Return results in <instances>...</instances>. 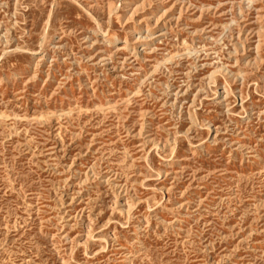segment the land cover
I'll use <instances>...</instances> for the list:
<instances>
[{"label":"rangeland","instance_id":"374dc122","mask_svg":"<svg viewBox=\"0 0 264 264\" xmlns=\"http://www.w3.org/2000/svg\"><path fill=\"white\" fill-rule=\"evenodd\" d=\"M0 264H264V0H0Z\"/></svg>","mask_w":264,"mask_h":264},{"label":"bare ground","instance_id":"6f19581e","mask_svg":"<svg viewBox=\"0 0 264 264\" xmlns=\"http://www.w3.org/2000/svg\"><path fill=\"white\" fill-rule=\"evenodd\" d=\"M87 13H89V12H87ZM93 17V16H92ZM171 58V57H170Z\"/></svg>","mask_w":264,"mask_h":264}]
</instances>
